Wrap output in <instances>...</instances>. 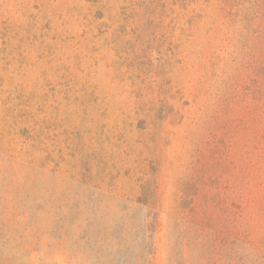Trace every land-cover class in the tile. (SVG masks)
<instances>
[{"label": "rangeland", "instance_id": "rangeland-1", "mask_svg": "<svg viewBox=\"0 0 264 264\" xmlns=\"http://www.w3.org/2000/svg\"><path fill=\"white\" fill-rule=\"evenodd\" d=\"M0 264H264V0H0Z\"/></svg>", "mask_w": 264, "mask_h": 264}]
</instances>
